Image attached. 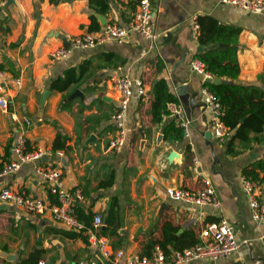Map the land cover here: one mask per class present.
Masks as SVG:
<instances>
[{
	"label": "crops",
	"instance_id": "1",
	"mask_svg": "<svg viewBox=\"0 0 264 264\" xmlns=\"http://www.w3.org/2000/svg\"><path fill=\"white\" fill-rule=\"evenodd\" d=\"M104 1L109 10L97 14L90 9L89 0H65L57 6L49 0H0V97L7 102L6 109H0V166L15 159L11 146L22 131L25 152H45L43 159L22 163L15 173L1 178L0 189L41 199L47 207L40 214L10 206L0 211V261L19 264L36 250L43 251L38 262L44 264H87L97 256L88 243L60 234L70 231L53 220L50 206L56 201L38 172L39 167L52 162L61 171L64 189H84L85 200L79 205L92 217L100 213L105 218L112 199H117L119 227L116 233L109 227L105 235L104 230L101 234L113 250L140 255L147 240H163L166 223L177 229L176 235L190 228L199 239L205 225L224 218L234 226L239 250L214 262L197 260L190 264H264V244L259 239L264 235V220H252L241 181L242 169L263 158L264 144H252L246 150L236 144L240 153L227 156L226 140L207 137L210 114L202 107L200 95L205 79L189 65L198 57L208 58L198 43V17L210 16L240 28L236 67L214 59H208L206 67L214 74L213 79L220 80L214 84L215 91L229 120H238L248 110L264 120V100L222 87H262L258 76L264 71V14L252 15L221 5L218 0H151L153 29L158 35L155 43L132 33L121 44L75 50L65 61H52L53 50L91 32V15H95L99 29L107 23L126 26L133 20L137 0ZM91 59L77 83L64 92L50 89L66 69ZM158 61L163 66L160 73ZM120 75L144 83L146 94L131 102L125 148L117 152L109 148V142L115 136L111 115L118 103L114 79ZM160 77L167 80L182 113L179 117L170 113L160 124H154L149 114L151 89ZM24 119L31 121L30 127ZM181 120L188 121L189 136L180 142H166L163 129L170 123L179 125ZM54 123L69 138L67 152L52 150ZM192 158L198 165L192 164ZM104 165L114 169L115 179L109 188L97 189L105 180ZM260 177L264 205V172ZM203 178L211 180L221 200L220 209L189 206L166 194L174 187L197 189Z\"/></svg>",
	"mask_w": 264,
	"mask_h": 264
},
{
	"label": "built area",
	"instance_id": "2",
	"mask_svg": "<svg viewBox=\"0 0 264 264\" xmlns=\"http://www.w3.org/2000/svg\"><path fill=\"white\" fill-rule=\"evenodd\" d=\"M218 3L225 6L238 8L252 15L264 14V0H218ZM154 10L151 0H137V11L131 22L126 26L117 23H107L96 32H86L73 37L68 41V46H60L50 53L51 60L62 62L67 60L75 50H88L106 43H123L130 34H136L142 39L155 43L158 35L153 29ZM196 24V23H195ZM196 28L198 29L197 25ZM193 72L201 75L203 79L212 80V75L205 70V65L199 59H193L189 63ZM19 85V81H17ZM114 89L118 93V103L111 115V121L115 128V136L109 142V148L114 151H123L126 138V115L130 104L134 99H140L146 94L144 83L139 80L132 81L127 76H118L114 79ZM201 101L208 110L210 117L208 129L219 141H224L230 136V129L223 122L222 105L216 96L207 87L201 89ZM7 102L0 97V109L5 110ZM170 113L179 117L182 107L177 104L169 106ZM26 127L31 126L29 119H24ZM188 121L181 120L179 126L184 132V137L189 136ZM11 152L15 159L0 166V179L15 173L22 163L43 159L45 152L36 150L25 152L24 132L14 137ZM61 156V152H57ZM192 164L198 165V160L192 158ZM40 173L48 192L54 197L56 204L50 206L53 220L62 225L68 231L74 233L83 232L87 236L90 250H95L99 257L109 264H190L197 260L214 262L220 258L227 257L240 248L235 234L233 224L221 218L218 222L205 225L199 233L197 244L183 249L169 250L164 252L160 247L155 246L150 256L139 254L126 255L122 250H113L106 238L100 235L104 228L103 215L94 214L91 225L86 227L77 219L75 207L84 202L85 198L79 189L67 190L61 185V171L54 163L49 162L39 167ZM242 190L245 194L248 206L251 210L252 220L261 222L264 220V205L261 202V185L251 178L242 177ZM167 196L175 201L189 206L221 208V200L208 178H203L201 186L197 189L185 187L169 188ZM0 204L24 209L31 214H40L47 208L44 201L37 198L24 197L11 189H0ZM264 244V235L259 237ZM0 264H5L0 261ZM38 264H44L38 262ZM87 264H101L98 261H91Z\"/></svg>",
	"mask_w": 264,
	"mask_h": 264
},
{
	"label": "trees",
	"instance_id": "3",
	"mask_svg": "<svg viewBox=\"0 0 264 264\" xmlns=\"http://www.w3.org/2000/svg\"><path fill=\"white\" fill-rule=\"evenodd\" d=\"M49 1L51 5L57 6L65 0ZM89 7L97 14H105L109 10L108 3L104 0H89ZM90 20V31H97L99 29V24L95 15H91ZM196 25L199 31L198 43L205 48V52L208 56V58L198 57V59L205 65V70L214 76L211 70L207 69L206 67L209 63L208 59H214L219 64L228 63L230 66L236 67L238 62L237 53L239 48L238 37L240 35L241 29L234 26L221 24L210 16L198 17L196 20ZM91 63L92 59L85 60L76 67L66 69L61 76L51 83L50 89L56 92H64L70 85L77 83L80 80ZM156 67L158 73H160L163 69L160 61L157 62ZM258 81L261 82L262 87L244 86L240 84H224L222 87L228 89L229 91H236V93L240 96H251L255 100H264V71L258 76ZM203 86L207 87L218 97L224 113L223 122L230 130H232V134L225 139L226 141L224 140L226 142L225 154L227 156H236L240 153V150L236 148V144H238L239 148L241 147L242 150L249 149L252 144H264L263 119L248 110L243 113L238 120H229L227 118V113L222 98L215 91L216 86L212 82L207 81L203 83ZM170 104H178V100L171 92L167 80L160 77L157 79L156 83L153 84L151 89L149 114L151 121L154 124H160L163 118L170 114L168 109V105ZM242 118H244L243 121H241ZM85 121H88V119ZM54 126H56V136L52 144V150H63L64 152H67L70 149V147L67 145L69 138L60 129V127H57L55 123ZM163 136L166 142H180L184 137V132L179 125L170 123L163 129ZM104 172L105 180L99 183L97 189H107L112 186L114 182V169H112L110 166L106 169V166L104 165ZM262 172H264V156L262 159L244 167L241 171V176L244 178H251L253 181L261 184L263 182V178L260 177ZM81 189V192L85 198L86 193L83 188ZM75 214L80 222L84 223V225L87 227L90 226L92 220V213L90 211H86L81 205H76ZM119 217L120 207L117 203V199L113 198L107 215L104 218V235L106 234L109 227L112 228L111 233H116V229L119 227ZM176 231L177 229L174 228L170 223H166L162 229L163 240H147L146 243L142 245V253L140 255L150 256L155 246H159L164 252L169 251V248L181 251L197 244L199 241L196 233L190 228L184 230L179 235L175 234ZM59 232L70 239H81L86 244L88 243L87 238L82 233L65 231ZM42 253L43 251L36 250L27 260H22L19 264H38V260L40 259Z\"/></svg>",
	"mask_w": 264,
	"mask_h": 264
},
{
	"label": "water",
	"instance_id": "4",
	"mask_svg": "<svg viewBox=\"0 0 264 264\" xmlns=\"http://www.w3.org/2000/svg\"><path fill=\"white\" fill-rule=\"evenodd\" d=\"M65 44H66V46L69 45L68 42H66ZM205 81H207V82H212L213 84H218V83H220V80H218V79H212V80H210V79H205ZM155 82H156V81H154V83H155ZM79 94L81 95V93H79ZM192 100H193V102H194V99H192ZM202 107L205 108L204 104H202ZM242 120H244V119H242ZM207 126H208V125H207ZM205 134L207 135L208 138H210V136L212 135L211 132H210L209 130H208ZM5 209H9V206H7V205H0V211H1V210H5Z\"/></svg>",
	"mask_w": 264,
	"mask_h": 264
},
{
	"label": "rangeland",
	"instance_id": "5",
	"mask_svg": "<svg viewBox=\"0 0 264 264\" xmlns=\"http://www.w3.org/2000/svg\"><path fill=\"white\" fill-rule=\"evenodd\" d=\"M96 32V31H95ZM63 46H65V45H63ZM53 61V60H52ZM55 62V61H54ZM127 139V138H126ZM125 148V147H124ZM43 180V179H42ZM44 182V181H43ZM44 185L46 186V184L44 183ZM55 204H56V202H55ZM0 205H3V204H0ZM8 206V205H7ZM103 222H104V217H103ZM105 225V224H104ZM87 227V226H86ZM104 230V228L102 229V231ZM102 231L100 232V235L102 234ZM71 232V231H70ZM86 238H87V236L83 233V232H81ZM102 236V235H101ZM104 237V236H103ZM104 238H106V237H104ZM159 247V246H158ZM97 253V252H96ZM94 261H98L99 263H101V264H109L107 261H104V260H102L100 257H99V255L97 254V256L93 259Z\"/></svg>",
	"mask_w": 264,
	"mask_h": 264
}]
</instances>
